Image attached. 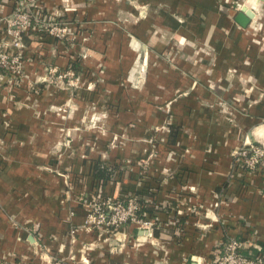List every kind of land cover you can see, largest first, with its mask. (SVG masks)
<instances>
[{
    "label": "crops",
    "instance_id": "obj_1",
    "mask_svg": "<svg viewBox=\"0 0 264 264\" xmlns=\"http://www.w3.org/2000/svg\"><path fill=\"white\" fill-rule=\"evenodd\" d=\"M30 1L45 16L63 4L86 51L27 33L22 76L0 70V264H212L227 236L264 257V164L248 172L231 156L264 144V0ZM14 6L0 0L2 42ZM49 63L76 65L80 86L42 82ZM115 137L126 141L110 147ZM96 159L143 167L131 188L151 237L137 223L71 237ZM123 179L104 192L122 194Z\"/></svg>",
    "mask_w": 264,
    "mask_h": 264
},
{
    "label": "built area",
    "instance_id": "obj_2",
    "mask_svg": "<svg viewBox=\"0 0 264 264\" xmlns=\"http://www.w3.org/2000/svg\"><path fill=\"white\" fill-rule=\"evenodd\" d=\"M233 7L239 9V2L236 1ZM45 17L42 7L34 1L15 0L14 9L3 18L8 40L0 41V70L7 71L13 77L22 76V50L25 47L23 36L30 28L38 31L45 30L56 38L68 40L70 30L68 26L61 22H56L52 26ZM74 76L75 71L71 67L61 70L57 66H48L42 82L56 84L62 79H67V85L72 86ZM231 156L235 167L255 172L264 164V144L244 143L241 147L232 150ZM140 168L143 173V167ZM116 171L118 168L115 169L114 174ZM103 187L104 180H98L95 191L91 195L85 193L77 198V202L85 209V217L83 224L70 228L71 237L81 229L95 231L98 236L112 237L122 227L133 223L139 224L141 229L146 231V235L151 237L152 221L146 218L145 211H141L138 197L129 192H126V195L107 194ZM261 251V245L251 237L241 239L227 236L216 247L212 264H264Z\"/></svg>",
    "mask_w": 264,
    "mask_h": 264
},
{
    "label": "rangeland",
    "instance_id": "obj_3",
    "mask_svg": "<svg viewBox=\"0 0 264 264\" xmlns=\"http://www.w3.org/2000/svg\"><path fill=\"white\" fill-rule=\"evenodd\" d=\"M63 7L64 6L62 4V11L55 12L52 16H46L45 17L46 18L45 20H47L48 22H50L52 24V26H54V23H56V22L65 23L68 26V28L70 29L69 30V34L67 36L68 37V40H65V39L62 40L61 37L59 39V38H56V37H54V36H52V35H50L48 33L47 34L52 39H54L56 42L61 43V44L65 45L66 47H69V48L73 49L74 47L77 46V48H76V49H78L77 50V56H78V58H80L81 55H82V53H84V51H86V45L84 44V42L86 41V39H84L85 41L83 43H82V39L80 41V37L79 36H80V31L82 29H80V27H76L75 28L74 25H71V22L69 20H67V14L64 12L66 10H64ZM76 31H77V33H76ZM43 32L46 33L45 30H43ZM49 64H50V66H57V65H54L52 63H49ZM46 67H48V66H46ZM68 67H71V66L67 65V66H65L63 68H59V67L58 68L61 69V70H63V69H66ZM74 71H75V76L72 79L74 81V84L72 86H68L67 85V81H68L67 79H62L61 81H58V82H56V84H52V85H57L59 88L66 89V90H69V91L76 89L78 86H80L81 81H80L79 75L76 73V70H74ZM140 71H142V70L140 69ZM140 77H142L140 79H143V75L141 76V74H140ZM139 81H141V80H138L137 83H139ZM92 117H94V116H92ZM95 122L96 121L94 119H92V121L89 123L88 126H90L91 128H96L97 125H96ZM119 138L115 137L114 140L112 139V141H108L107 142L108 145L110 147H113L112 145H115V146H117V145H123L124 142L126 141V138H124V137H119ZM140 161L141 160H139V163H140ZM131 165H132V163L130 164V166ZM128 166H129V162H128V159H126V160L121 161L120 163H118L117 166H115V169L116 168H118V169L120 168L121 170L124 171V173H127L128 172V168H127ZM138 166L140 167V165H138ZM56 172L62 174L61 176L64 179V184L66 185V187H68V193H69L71 191L72 187H71V184H70L69 177L67 176V173L61 172V171H59L57 169H56ZM94 191H95V188L92 189L91 191H84V192L80 193L79 196L82 195V194H85V193L87 195H91ZM65 192H66V195H67V188H66V191ZM78 204H80V203H78Z\"/></svg>",
    "mask_w": 264,
    "mask_h": 264
},
{
    "label": "trees",
    "instance_id": "obj_4",
    "mask_svg": "<svg viewBox=\"0 0 264 264\" xmlns=\"http://www.w3.org/2000/svg\"><path fill=\"white\" fill-rule=\"evenodd\" d=\"M35 34L38 35L40 37L42 36H46L48 35L47 33L43 32V31H38L37 29H28L24 34ZM24 37V36H23ZM69 66H71L74 70H76V65L70 64ZM117 170V168H116ZM92 175L94 177L95 180H104V185L109 182L112 181L113 179L116 181H123V178H127L126 179V183H128L126 189L124 190L123 194L126 195L125 193L129 192V193H134L136 196H139V192L140 191H136L134 189L131 188V186H134L136 182H139V184H143L145 183V178H144V174L141 173L139 170H134L133 174L132 172H127L124 173L123 170H121L120 168L118 169V171L115 172V168L113 169V167H110L108 165H106L104 162L96 159L93 161V165H92ZM135 174V175H134ZM143 208H141V211Z\"/></svg>",
    "mask_w": 264,
    "mask_h": 264
},
{
    "label": "water",
    "instance_id": "obj_5",
    "mask_svg": "<svg viewBox=\"0 0 264 264\" xmlns=\"http://www.w3.org/2000/svg\"><path fill=\"white\" fill-rule=\"evenodd\" d=\"M250 13H245L244 11H240L237 15V21L240 25L246 26L249 22V16Z\"/></svg>",
    "mask_w": 264,
    "mask_h": 264
}]
</instances>
